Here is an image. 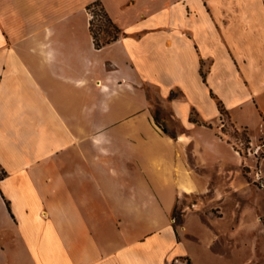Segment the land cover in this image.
Wrapping results in <instances>:
<instances>
[{
    "label": "crops",
    "instance_id": "1",
    "mask_svg": "<svg viewBox=\"0 0 264 264\" xmlns=\"http://www.w3.org/2000/svg\"><path fill=\"white\" fill-rule=\"evenodd\" d=\"M95 2L121 31L102 47ZM250 113L264 0H0V264H171L168 215L212 159L197 129Z\"/></svg>",
    "mask_w": 264,
    "mask_h": 264
},
{
    "label": "rangeland",
    "instance_id": "2",
    "mask_svg": "<svg viewBox=\"0 0 264 264\" xmlns=\"http://www.w3.org/2000/svg\"><path fill=\"white\" fill-rule=\"evenodd\" d=\"M90 12L101 41L107 33L116 32L101 5L92 6ZM152 101L161 128L166 127L172 135L188 130L174 120L168 107ZM192 118L197 117L193 114ZM249 118L251 130L224 121L226 125L214 131L219 142L211 130L197 129L212 159L202 166L191 158L198 179L203 180L179 196L168 215L180 251L166 257L171 264H264V127L257 115L250 113ZM173 189L167 187L166 194Z\"/></svg>",
    "mask_w": 264,
    "mask_h": 264
},
{
    "label": "trees",
    "instance_id": "3",
    "mask_svg": "<svg viewBox=\"0 0 264 264\" xmlns=\"http://www.w3.org/2000/svg\"><path fill=\"white\" fill-rule=\"evenodd\" d=\"M96 5H101L100 4V2H95L94 4H92L89 8L91 9V7L92 6H96ZM102 6V5H101ZM102 10L104 11V15H106L107 16V18L109 19V21L111 22V23H113L114 24V26H115V28H116V32L114 33V34H112V33H107V37H106V39L105 40H103V41H101L99 38H98V35L96 34V32L94 31V29H93V19H94V16H92V19H91V31H92V34H93V37H94V40H95V43H96V46L97 47H102V46H104V45H106V44H109V43H111V42H113V41H115V40H117L118 38H119V36H120V29H119V27L112 21V19L108 16V13L106 12V10L104 9V7L102 6ZM222 112H223V109H222ZM156 119V118H155ZM156 122H157V120H156ZM158 123V122H157ZM163 128V130L165 131V132H168V130H167V128L166 127H162ZM1 177V176H0Z\"/></svg>",
    "mask_w": 264,
    "mask_h": 264
}]
</instances>
